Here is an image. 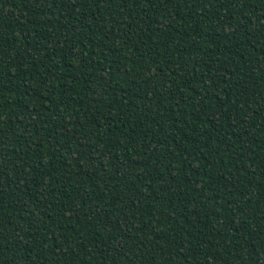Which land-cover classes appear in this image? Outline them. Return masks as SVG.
Here are the masks:
<instances>
[{
    "label": "trees",
    "instance_id": "1",
    "mask_svg": "<svg viewBox=\"0 0 264 264\" xmlns=\"http://www.w3.org/2000/svg\"><path fill=\"white\" fill-rule=\"evenodd\" d=\"M0 264H264V0H0Z\"/></svg>",
    "mask_w": 264,
    "mask_h": 264
}]
</instances>
